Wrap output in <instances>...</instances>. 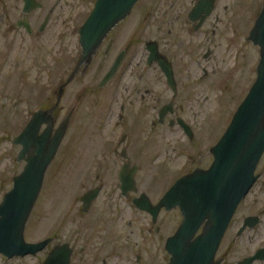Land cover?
<instances>
[{"label": "flooded vegetation", "instance_id": "obj_1", "mask_svg": "<svg viewBox=\"0 0 264 264\" xmlns=\"http://www.w3.org/2000/svg\"><path fill=\"white\" fill-rule=\"evenodd\" d=\"M64 1L0 0V86L8 84L10 78L15 84L22 85L27 83L30 73H43L46 81L41 82L39 88L42 91L46 90V93L43 91L40 98L44 100L46 98L44 94H48V89L52 87L55 90L53 93L55 102L49 105L45 102L39 104L31 111L27 122L35 111L51 110L55 128L70 110L63 113V106L60 105V101L63 98L65 87L72 81L73 77L90 68H95L98 73L103 74L99 82V86L102 87L100 85L102 78L118 61L113 76L107 82L111 83L113 79L119 76L118 74H124L127 70L139 73L137 79L141 80V86L133 81L129 83L126 87L127 102L119 105L117 109L119 112L125 111V114L130 115L135 121L131 123L130 127L137 129H113L104 132L102 143L105 145L95 152L92 159L93 168L100 167L107 173L104 176L98 173L94 179L97 183L93 182L90 187L83 189L77 195L79 203L77 214L73 219L72 241H54V236H47L51 240L36 254L16 255L11 258L0 255L6 259L14 260L32 256L39 258L41 256V260L36 263L42 264L52 250L66 246L69 249V264H160L159 257L155 259L154 255L151 257L150 254L144 255L148 248H145V241L149 237L153 244L160 248L161 219L172 216V212L176 211L179 214V221L172 232L164 237L165 249L166 239L176 231L182 216L178 207L167 209L162 205L156 214L153 212L163 195L177 179L191 173L196 168H208L210 163L204 166L201 165V161L210 152L208 151L209 147L205 149V152H200L198 156L199 165L177 177H172L164 188H161V179L154 177L151 173H149V178L139 177V174H145V170L150 168L153 170L154 168L152 162L144 161L143 152L146 144L147 147L150 146L148 138L154 137L158 132L157 128L154 129L156 126L166 123L168 126L175 124L182 128L178 119L188 125L184 119L176 114V47L181 44L182 50H188L189 40L180 38L192 37V31L198 32L209 24L210 20L218 19L216 8L221 0H137L129 14L101 40L88 65L81 64L74 76L70 78L79 62L82 51L80 37H77L76 61L66 79L64 76V22L63 16L59 12ZM199 1L203 10L191 16L192 10ZM209 1H212V6L206 14L205 5ZM143 27L145 30L148 29L149 33L154 31L161 33L146 40ZM154 27L155 29H153ZM148 46L155 48L158 54L165 57L170 63L174 88L167 82L158 62L155 60L148 62L150 54ZM191 53L192 49L188 50V58ZM129 59H131V64L133 61L135 63L141 61L144 65L141 71L146 69L148 74L150 71L159 72L158 74L162 76L164 82H145L143 73L138 72L140 68L136 69L135 66L130 65ZM180 59L182 58L180 57ZM256 66L254 68L255 78ZM132 97L138 99V102L135 103L137 105L135 109L131 100ZM72 107H74V111L71 119L79 110V101H76ZM148 116L152 117L151 126L145 134V128H141L138 123L144 122L145 117ZM119 118H123V113ZM59 119L60 121L57 122ZM188 126L189 133L183 128L182 130L185 137L192 141L193 131L190 125ZM45 127V123L41 124L38 133L41 134ZM14 137L12 144L21 148L20 145L13 142ZM152 154L151 156H153ZM254 175L256 176L254 182L238 202L220 239L214 256V262L217 264H264V193L262 194L264 189L259 188L260 193L255 190L260 178L264 176V169L262 170L259 161ZM106 186L111 187L106 192L107 194L101 198ZM93 190H98L97 195L88 204L84 203V196ZM2 197L3 195L1 199ZM142 205H147L149 210L142 208ZM152 213L155 215L154 217ZM142 219L147 221L146 228L141 227ZM205 224L206 221L202 223L195 235L201 233ZM132 228L135 229V232L138 229H143V232L147 231L148 234L142 236L134 233L135 241H132L130 239ZM127 230L129 245L122 241V233Z\"/></svg>", "mask_w": 264, "mask_h": 264}, {"label": "rangeland", "instance_id": "obj_2", "mask_svg": "<svg viewBox=\"0 0 264 264\" xmlns=\"http://www.w3.org/2000/svg\"><path fill=\"white\" fill-rule=\"evenodd\" d=\"M94 1L65 0L59 11L64 22L65 79L69 77L76 61L79 37L77 29L88 16ZM262 1L221 0L216 8L218 19L210 20L209 24L198 32L192 31V37L180 38L189 40L188 50L192 49V53L188 58L187 49L182 50L181 44L176 47V114L190 125L193 138L189 141L182 128L175 124L168 126L163 123L156 126L154 129L157 128L158 132L154 137L148 138L150 146L147 147L146 144L143 152L144 161L152 162L154 168L145 170V174L141 173L139 177L149 178L151 173L161 179V188L166 187L172 177L199 165V153L205 152V149L215 144L222 135L255 78L254 68L258 63L259 48L247 40V34L261 9ZM143 31L146 40L161 33H149L144 27ZM205 54L208 55L204 56ZM129 62L136 69L140 68L138 72L143 73L145 82H164L159 72L150 71L148 74L146 69L141 71L144 67L141 61H133L131 64L129 59ZM102 75L95 68H90L75 75L65 87L60 101L63 113H67L76 101H79L80 107L70 120L58 151L46 170L42 187L25 227L24 236L29 242L39 241L47 236H54V241H72L73 219L79 203L77 195L93 182L97 183L94 179L98 173L101 176L107 173L100 167L93 168L92 159L95 152L105 145L102 143L104 132L113 129H137L130 127L131 123L135 122L132 117L117 109L119 105L127 102L126 87L130 82L141 86V80L137 79L139 73L127 70L124 74H118L111 83L107 82L100 87ZM28 77L27 83L22 85L15 84L10 78L8 84L0 86V200L3 193L12 186L11 177L18 174L24 166V161L17 162L15 159L20 147L12 144V138L21 132L31 111L39 104L45 102L49 105L55 102V90L52 87L48 89V94H44V100L40 98L43 91L46 93V90L39 88L40 83L46 81L43 73L33 72ZM131 100L135 109L138 99L132 97ZM121 113L122 119L119 118ZM148 117H145L144 122L138 123L141 128H145V134L151 126L152 117ZM153 152L155 154H152ZM211 161V155L206 154L201 165H209ZM260 163L263 170L264 154L260 157ZM110 187H105L101 198L107 194ZM261 187L264 189V176L256 185L257 193H260ZM161 220L160 248L148 237L145 241V248H148L144 255H154L155 259L159 257L160 264H167L169 255L164 249V237L172 232L178 223L179 214L174 211L172 216ZM141 221V227L146 228L147 221ZM127 232L128 230L122 233V241L129 245ZM134 233L142 236L148 234L147 231L143 232V229L135 232L132 228V241H135ZM152 246L154 247L150 248ZM40 257L14 260L0 255V264H37L36 262L41 260Z\"/></svg>", "mask_w": 264, "mask_h": 264}, {"label": "water", "instance_id": "obj_3", "mask_svg": "<svg viewBox=\"0 0 264 264\" xmlns=\"http://www.w3.org/2000/svg\"><path fill=\"white\" fill-rule=\"evenodd\" d=\"M136 2L95 0L92 10L79 27L82 51L70 78L81 64L88 65L101 40L129 14ZM211 6L212 1L206 3V14ZM202 10L199 1L191 16ZM247 40L259 48L256 78L222 135L209 147L212 155L210 165L206 169L196 168L177 179L152 211L156 214L163 205L167 209L178 207L181 212L180 224L165 242V250L170 255L168 264H217L214 256L228 221L256 178L254 171L264 152V0ZM147 48L150 52L148 62L157 61L167 82L174 88L170 63L155 48ZM117 64L118 61L104 75L101 86L113 76ZM73 111L74 107H71L54 128L51 110H37L14 137L13 142L21 146L16 160H23L25 164L13 176L12 186L0 200V254L7 258L36 254L51 240L46 237L29 242L24 232L46 170L65 136ZM44 123L46 127L39 134V128ZM178 123L189 133L188 125L181 119ZM97 193L98 190L88 192L84 203L88 204ZM142 208L149 207L142 205ZM204 221L206 224L201 233L195 235ZM42 264H69V249L66 246L55 248Z\"/></svg>", "mask_w": 264, "mask_h": 264}]
</instances>
